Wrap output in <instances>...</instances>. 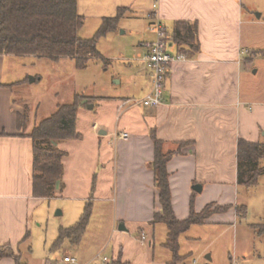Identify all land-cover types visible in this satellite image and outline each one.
I'll return each mask as SVG.
<instances>
[{"label": "crops", "instance_id": "crops-1", "mask_svg": "<svg viewBox=\"0 0 264 264\" xmlns=\"http://www.w3.org/2000/svg\"><path fill=\"white\" fill-rule=\"evenodd\" d=\"M151 1L150 32L155 34L150 28L153 22H162L170 36L168 52L186 57L167 66L163 103L157 107L121 108L124 100H120L111 106V111L102 103L97 107L94 104V109L88 108L95 113L88 114V123H84L88 117L84 116L85 108L80 106L77 130L83 137L57 143L67 152L63 179L56 184V196L73 202L68 208L67 225L80 218L86 202L92 199L93 213L84 236L94 223L109 222L110 236L101 251L111 247L110 255H104L110 262L121 252L122 259L131 264H157L156 246L151 251L140 248L139 240L130 234L129 224L144 226L140 229L141 241L152 236L164 246L167 240L168 228L164 223L150 224L162 209L151 168L155 157L151 131L164 141L165 150L176 148L178 142L190 143L168 163L172 204L178 219L189 217L192 203L197 213L208 205L213 209L228 206L224 211L213 212L204 224L196 225H234L244 218L237 208L246 206L248 212L245 196L250 187L238 182V140H264V88L251 87L247 92L242 88L243 68L251 51L244 50L239 0ZM132 4L133 0H78V13L82 15L85 7L104 9L113 5L118 11L120 7L129 9ZM104 17L110 16L101 20ZM183 21L197 23L199 51L184 45L185 53L180 52L182 47L175 42L173 33ZM142 43L137 60L144 71L132 76L141 88L140 100L152 89L145 62L148 48ZM5 55L0 54V131L6 134L0 136V244H11L20 252L21 245L29 239L25 240V236L34 210L45 198L33 196L34 154L29 134L37 124L33 125L26 116V126L19 128V117L28 112L13 99L15 86H10L28 80L5 81ZM109 115L112 120L116 118L115 124ZM117 131L128 132L129 138L115 140ZM113 139L122 145L114 171L109 168V145ZM195 185H201V190L196 191ZM58 214L66 215V209L63 207ZM120 224H124L125 230L119 229ZM152 244L150 240L151 248ZM69 248L70 252L56 262L44 259L39 264H77L83 244ZM73 250L78 256L72 255ZM65 257L75 258L76 262H65ZM91 260L87 258L83 264H91ZM194 261L196 264L197 260ZM0 264L17 263L13 258H3Z\"/></svg>", "mask_w": 264, "mask_h": 264}, {"label": "rangeland", "instance_id": "rangeland-1", "mask_svg": "<svg viewBox=\"0 0 264 264\" xmlns=\"http://www.w3.org/2000/svg\"><path fill=\"white\" fill-rule=\"evenodd\" d=\"M239 3L242 8L244 50L248 48L251 51L242 74V88L247 92L251 87L264 88V55L255 53L256 50L264 49V0H239ZM151 4V0H133L131 8H127L116 29L97 40L99 55L90 58L85 69H79L76 60L70 57L58 60L32 55L3 57L6 64L5 81L13 83L23 78L28 80L22 85H15L12 96L28 112L26 116L33 125L50 116L58 105L74 103L78 96H81L80 106L85 108L84 116L95 115L88 110L89 105L96 104L94 106L97 107L98 103H102L103 106H109L111 111V106L120 100H140L142 91L132 76L144 71L143 64L137 60L142 41L156 39L149 29ZM116 10L113 5L104 9L83 8L80 13L84 16V23L78 36L82 39L94 38L102 17L115 16ZM147 73L152 75L149 69ZM31 77H35L36 81L31 82ZM89 116L84 118V123H88ZM111 121L115 124L116 118ZM111 142L109 168L111 166L114 171L122 145H118L114 139ZM245 197L248 212L234 225H193L183 233L179 255L184 259L178 264H194V260H197L196 264H264V236L253 228V224L264 223V174L258 185L248 188ZM72 204L67 199L54 196L45 198L35 208L29 239L20 247L23 264H39L44 259L56 262L65 252H70L69 240L60 247L54 246V243L60 228L72 226L79 220L67 225L68 208ZM63 207L66 209L64 216L58 214ZM100 225L103 226L101 229ZM93 226L82 239L83 252L77 258V264H83L87 258L92 259L91 264H103V256L110 255L111 247L101 251V246L110 236L109 222L105 225L102 222L94 223ZM129 228L131 236L139 240L140 248L151 251L156 246L157 264L174 259L173 252L159 244V238L156 242L152 236L141 241L142 224H129ZM145 228L147 232L149 229ZM150 240L153 242L152 248L149 246ZM71 253L78 256L75 250Z\"/></svg>", "mask_w": 264, "mask_h": 264}, {"label": "trees", "instance_id": "trees-1", "mask_svg": "<svg viewBox=\"0 0 264 264\" xmlns=\"http://www.w3.org/2000/svg\"><path fill=\"white\" fill-rule=\"evenodd\" d=\"M127 8H118L115 16L104 17L96 36L82 39L78 32L83 26L84 16L78 13V0H0V54L7 55H35L58 60L70 57L76 60L79 69H85L92 57H97V40L114 31L119 20L125 15ZM181 53H185L186 45L199 51L197 23L179 22L173 33ZM255 53L264 55V49ZM17 82L10 86L20 84ZM81 97V96H80ZM80 97L74 103L58 105L57 109L45 119H42L31 131L29 136L33 140V196L37 198H51L56 196V184L62 181L64 174L63 159L67 152L60 149L59 142L81 139L82 133L77 130ZM27 117H19V128L26 126ZM6 135L0 131V136ZM155 144V157L151 168L155 174V183L159 192L161 211L157 212L150 222L155 225L164 223L168 228L165 247L173 252L174 259L167 264H178L184 257L179 255L180 237L191 226L204 224L205 220L215 211L228 208L208 205L202 212L197 213L192 203L191 213L187 219L177 218L172 204L170 173L168 163L176 153L188 146L189 142H178L176 148L165 150L164 141L159 139L155 131H151ZM238 182L247 187L259 184L264 174V140L259 142L238 140ZM94 190V186H93ZM241 217L247 214L246 206H239ZM93 213V200L86 202L83 214L72 226L62 227L54 246L60 247L66 240L72 246H79L87 231ZM253 228L264 236V223L253 224ZM30 236L27 232L25 240ZM13 258L17 264L21 262L20 252H16L11 244H0V259ZM110 264H131L122 259H112Z\"/></svg>", "mask_w": 264, "mask_h": 264}, {"label": "built area", "instance_id": "built-area-1", "mask_svg": "<svg viewBox=\"0 0 264 264\" xmlns=\"http://www.w3.org/2000/svg\"><path fill=\"white\" fill-rule=\"evenodd\" d=\"M154 7L156 5L154 4ZM151 30L155 33L156 39L142 43L148 48V53L145 56V62L152 75V89L141 100H126L122 103L121 108L126 106L143 105L146 107H157L163 103L164 87L167 75V66L172 62L183 60L186 57L183 54L173 55L168 52L170 36L166 27L160 21L153 22ZM129 138V133L126 131H117L114 133L115 140H125ZM145 239V236L142 237ZM65 262H76L75 258L65 257ZM103 264H110V259L106 256L102 258ZM196 263V260L194 261Z\"/></svg>", "mask_w": 264, "mask_h": 264}, {"label": "water", "instance_id": "water-1", "mask_svg": "<svg viewBox=\"0 0 264 264\" xmlns=\"http://www.w3.org/2000/svg\"><path fill=\"white\" fill-rule=\"evenodd\" d=\"M258 17H260V16L258 15ZM30 81H31V82H34V81H35V78L31 77V78H30ZM92 107H93L92 105H89V108H92ZM193 188H194L196 191H200V190H201V185H195V186H193ZM119 229H120V230H125V226H124V224H120ZM207 257L210 258L209 255H208Z\"/></svg>", "mask_w": 264, "mask_h": 264}]
</instances>
